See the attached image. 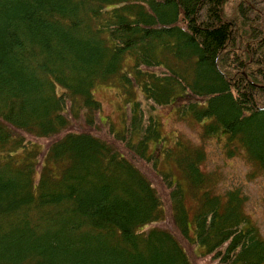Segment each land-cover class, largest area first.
<instances>
[{
  "label": "trees",
  "instance_id": "obj_1",
  "mask_svg": "<svg viewBox=\"0 0 264 264\" xmlns=\"http://www.w3.org/2000/svg\"><path fill=\"white\" fill-rule=\"evenodd\" d=\"M165 108L264 173L262 0H0V264H264Z\"/></svg>",
  "mask_w": 264,
  "mask_h": 264
},
{
  "label": "rangeland",
  "instance_id": "obj_2",
  "mask_svg": "<svg viewBox=\"0 0 264 264\" xmlns=\"http://www.w3.org/2000/svg\"><path fill=\"white\" fill-rule=\"evenodd\" d=\"M94 96L102 104L103 118H110L117 125H121L122 112L118 111L120 99L116 92L113 89L98 87L94 91ZM159 114L164 138L171 141L177 134L189 139L194 145L204 147L206 162L203 165V172L209 173L213 179L215 194L223 196L229 190L241 191L246 198L244 212L264 240V173L249 162L245 154L227 157L223 147L224 141L218 142L216 138L207 139L206 142L201 140L202 128L197 122L182 120L172 108L161 109ZM161 160H164L163 156ZM174 173L178 174L176 169ZM186 205L190 215H194L196 207L189 195L186 198ZM162 225L166 226V223ZM198 252L201 253L199 250ZM198 264L215 263L207 257L200 259Z\"/></svg>",
  "mask_w": 264,
  "mask_h": 264
},
{
  "label": "water",
  "instance_id": "obj_3",
  "mask_svg": "<svg viewBox=\"0 0 264 264\" xmlns=\"http://www.w3.org/2000/svg\"><path fill=\"white\" fill-rule=\"evenodd\" d=\"M263 2H264V0H263Z\"/></svg>",
  "mask_w": 264,
  "mask_h": 264
}]
</instances>
